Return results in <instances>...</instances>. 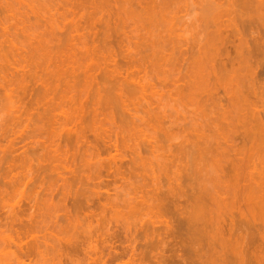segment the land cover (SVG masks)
<instances>
[{
    "label": "rangeland",
    "instance_id": "obj_1",
    "mask_svg": "<svg viewBox=\"0 0 264 264\" xmlns=\"http://www.w3.org/2000/svg\"><path fill=\"white\" fill-rule=\"evenodd\" d=\"M238 1L0 0V264H264V0Z\"/></svg>",
    "mask_w": 264,
    "mask_h": 264
},
{
    "label": "bare ground",
    "instance_id": "obj_2",
    "mask_svg": "<svg viewBox=\"0 0 264 264\" xmlns=\"http://www.w3.org/2000/svg\"><path fill=\"white\" fill-rule=\"evenodd\" d=\"M101 1H102V0H101ZM103 1H104V0H103ZM114 1H115V0H114ZM136 1H137V0H136ZM167 1H168V0H167ZM228 1H229V0H228ZM233 1H234V0H233ZM239 1H240V0H239ZM239 1H238V2H239ZM97 2H98V0H97ZM117 2H118V1H117ZM150 2H151V1H150ZM150 2H149V3H150ZM253 2H254V1H253ZM262 2H263V1H262ZM18 3H19V2H18ZM91 3H92V2H91ZM105 3H106V1H105ZM107 3H108V2H107ZM158 3H159V2H158ZM172 3H173V2H172ZM228 3H229V2H228ZM256 3H257V2H256ZM21 4H22V3H21ZM96 4H98V3H96ZM100 4H101V3H100ZM137 4H138V3H137ZM156 4H157V3H156ZM259 4H260V1H259ZM101 5H102V4H101ZM101 5H100V6H101ZM106 5H107V4H106ZM142 5H143V3H142ZM144 5H145V4H144ZM146 5H147V3H146ZM238 5H239V4H238ZM261 5H262V4H261ZM29 6H30V5H29ZM155 6H156V5H155ZM230 6H232V5H230ZM236 6H237V5L235 4V7H236ZM11 7H12V6H11ZM92 7H93V6H92ZM110 7H111V6H110ZM142 7H143V6H142ZM145 7H146V6H145ZM166 7H167V6H166ZM258 7H260V6H258ZM7 8H8V7H7ZM147 8H148V7H147ZM233 8H234V7H233ZM8 9H9V8H8ZM28 9H29V8H28ZM97 9H98V8H97ZM145 9H146V8H145ZM229 9H230V8H229ZM256 9H257V8H256ZM258 9H259V8H258ZM258 9H257V10H258ZM108 10H109V9H108ZM163 10H164V9H163ZM127 11H128V10H127ZM152 11H153V10H152ZM168 11H170V10H168ZM234 11H235V10H234ZM9 12H11V11L9 10ZM145 12H146V11H145ZM155 12H156V11H155ZM228 12H230V11H228ZM260 12H261V11H260ZM108 13H109V12H108ZM157 13H158V12H157ZM160 13H161V12H160ZM257 13H258V12H257ZM261 13H262V12H261ZM154 14H155V13H154ZM109 15H110V14H109ZM116 15H117V14H116ZM158 15H159V14H158ZM149 16H150V15H149ZM115 17H116V16H115ZM120 17H121V16H120ZM120 17H117V18H120ZM155 17H156V16H155ZM240 17H241V16H240ZM263 17H264V15H263ZM127 18H128V17H127ZM149 18H150V17H149ZM129 19H130V17H129ZM119 20H120V19H119ZM216 20H217V18H216ZM116 21H118V20H116ZM154 21H155V20H154ZM122 22H123V21H122ZM232 22H233V21H232ZM119 23H120V22H119ZM150 23H151V22H150ZM213 23H214V22H213ZM216 23H217V22H216ZM122 24H123V23H122ZM131 24H132V23H131ZM151 24H152V23H151ZM154 24H155V23H154ZM156 24H157V23H156ZM160 24H161V23H160ZM220 25H221V24H220ZM34 26H35V25H34ZM109 26H110V25H109ZM118 26H119V25H118ZM234 26H235V25H234ZM237 26H238V25H237ZM53 27H54V26H53ZM30 28H31V27H30ZM107 28H108V26H107ZM118 28H119V27H118ZM217 28H218V27H217ZM33 29H34V28H33ZM46 29H47V27H46ZM48 29H49V28H48ZM51 29H52V27H51ZM218 29H219V28H218ZM24 30L26 31V28H25ZM24 30H23V31H24ZM110 30H111V28H110L109 30H107V31H110ZM29 31H30V30H29ZM47 31H48V30H47ZM52 31H53V29H52ZM111 31H112V30H111ZM111 31H110V33H111ZM44 32H45V31H44ZM54 32H55V31H54ZM31 33H32V32H31ZM36 33H37V32H36ZM39 33H40V32H39ZM112 33H113V32H112ZM41 34H42V33H41ZM41 34H40V35H41ZM44 34H46V36L49 35V34H47V33H44ZM108 34H109V33H108ZM237 34H240V33H237ZM42 35H43V34H42ZM105 35H106V34H105ZM112 35H113V34H112ZM119 35H120V34H119ZM158 35H159V34H158ZM160 35H161V33H160ZM217 35H218V34H217ZM32 36H33V35H32ZM43 36H44V35H43ZM43 36H42V37H43ZM46 36H45V38H46ZM49 36H50V35H49ZM49 36L47 37L48 39H49ZM106 36H107V35H106ZM234 36H235V34H234ZM33 37H34V36H33ZM38 37H39V36H38ZM50 37H51V36H50ZM107 37H108V36H107ZM110 37H111V36H110ZM110 37H109V38H110ZM29 38H30V36H29ZM29 38H28V39H29ZM31 38H32V37H31ZM34 38H35V37H34ZM45 38H44L41 42H39L40 45H39V43H37V44L40 46V48L42 47V48H41L42 51H43V49L46 47V45L49 44L48 41L45 40ZM159 38H160V37H159ZM220 38H221V37H220ZM220 38H219V39H220ZM39 39H40V38H39ZM118 39H119V38H118ZM153 39H154V38H153ZM51 40H52V39H51ZM164 40H165V39H164ZM11 41H12V40H11ZM45 41H47V42H45ZM120 41H121V40H120ZM165 41H166V40H165ZM12 42H13V41H12ZM14 42H16V41H14ZM32 42H33V41H32ZM219 42H220V41H219ZM34 43L36 44V42H34ZM34 43H33V44H34ZM43 43H45L46 45H41V44H43ZM217 43H218V42H217ZM12 44H13V43H12ZM16 44H17V43H16ZM29 44H30V43H29ZM35 44H34V45H35ZM59 44H61V43H59ZM168 44H169V43H168ZM138 45H139V44H138ZM240 45H241V44H240ZM14 46H15V45H14ZM14 46H13V47H14ZM16 46H18V45H16ZM44 46H45V47H44ZM173 46H174V44H173ZM212 46H213V45H212ZM257 46H258V45H257ZM31 47H34V46H32V44H31ZM140 47H141V46H140ZM15 48H16V47H15ZM35 48H36V46H35ZM35 48H33V49H35ZM151 48H152V47H151ZM13 49H14V48H13ZM33 49H32V50H33ZM37 49H38V48H37ZM168 49H169V48H168ZM258 49H259V48H258ZM44 50H45L46 52H48L46 49H44ZM155 50H156V49H155ZM165 50H166V49H165ZM206 50H207V49H206ZM13 51H14V50H13ZM15 51H17V50L15 49ZM28 51H29V50H28ZM37 51H39V49L36 50V53H37ZM49 51H50V50H49ZM207 51H208V50H207ZM207 51H206V52H207ZM209 51H210V50H209ZM217 51H218V50H217ZM222 51H223V49H222ZM256 51H257V50H256ZM46 52H44V54H45ZM161 52H162V51H161ZM174 52H175V51H174ZM219 52H220V51H219ZM17 53H19V52H17ZM34 53H35V52H34ZM40 53H41V52H40ZM40 53H39V54H40ZM58 53H59V52H58ZM46 54H47V53H46ZM48 54H49V53H48ZM51 54H52V53H51ZM20 55H21V54H20ZM30 55H31V54H30ZM52 55H53V54H52ZM210 55H211V58H212V54H210ZM210 55H209V56H210ZM214 55H215V53H214ZM217 55H218V54H217ZM219 55H220V54H219ZM34 56H35V55H34ZM47 56H48V55H47ZM47 56H45V58H46ZM57 56H59V55H57ZM29 57H30V56H29ZM171 57H172V56H171ZM213 57H214V56H213ZM45 58H44V59H45ZM48 58H49V57H48ZM169 58H170V57H169ZM177 58H178V57H177ZM206 58H207V57H206ZM209 58H210V57H209ZM215 58H216V57H215ZM215 58H214L213 60H215ZM217 58H218V57H217ZM30 59H31V58H30ZM160 59H161V58H160ZM169 60H170V59H169ZM169 60H168V61H169ZM210 60H211V59H210ZM213 60H211V61H213ZM41 61H42V60H41ZM166 62H167V61H166ZM166 62H165V63H166ZM212 63H214V62H212ZM211 65H212V64H211ZM217 65H218V63H217ZM212 66H214V65H212ZM214 67H216V66H214ZM214 67H212V68L210 67L211 70H210V69H208V70H210V71L213 70L212 72H215L214 69H213ZM223 68H225V67H223ZM217 69H219V68H217ZM202 70H204V69H202ZM215 70H216V68H215ZM218 71H219V70H218ZM209 73H211V72H209ZM209 73H208V74H209ZM73 74H74V72H73ZM185 75H187V74H185ZM210 75H212V74H210ZM73 76H74V75H73ZM190 76H191V75H190ZM2 77H3V76H2ZM187 77H188V76H187ZM182 78H183V77H182ZM190 78H191V77H190ZM5 79H8L7 76H6ZM123 79H124V78H123ZM187 79H189V78H187ZM191 79H192V78H191ZM236 79H237V78H236ZM3 80H4V79H3ZM212 80H213V79H212ZM58 81H59V80H58ZM60 81H61V80H60ZM121 81H123V80H121ZM19 82H22V81H19ZM24 82H25V81H24ZM26 82H27V81H26ZM26 82H25V83H26ZM128 82H129V81H128ZM128 82H127V83H128ZM189 82H190V81H189ZM189 82H188V83H189ZM191 82H192V81H191ZM213 82H214V80H213ZM25 83H23V84H25ZM186 83H187V81H186ZM188 83L186 84V86L189 85ZM197 83H198V82H197ZM19 84H20V83H19ZM23 84H22V86H23ZM132 84H133V82H132ZM190 84H191V83H190ZM195 84H196V83H195ZM195 84H194V85H195ZM90 85H91V84H90ZM110 85H111V84H110ZM128 85H129V84H128ZM192 85H193V84H192ZM192 85H189L188 87H192ZM194 85H193V86H194ZM196 85H197V84H196ZM215 85H216V84H215ZM5 86H6V85H5ZM123 86H124V85H123ZM6 87H7V86H6ZM20 87H21V86H20ZM135 87H136V86H135ZM188 87H187V88H188ZM3 88H4V87H3ZM22 88H23V87H22ZM138 88H139V87H138ZM176 88H179V90H180V87L177 86ZM176 88H174V89H176ZM4 89H5V88H4ZM25 89H26V88H25ZM94 89H95V88H94ZM123 89H124V87H123ZM141 89H142V88H141ZM188 89H189V88H188ZM188 89H187V90H188ZM21 90H22V89H21ZM115 90H116V89H115ZM120 90H121V89H120ZM189 90H190V89H189ZM91 91H92V90H91ZM132 91H133V90H132ZM138 91H139V90H138ZM138 91H137V92H138ZM176 91H178V90H176ZM205 91H206V90H205ZM11 92H12V91H11ZM127 93H128V92H127ZM133 93H134V92H133ZM206 93H207V92H206ZM94 94H96V92H95ZM135 94L137 95V93H135ZM186 94H187V93H186ZM189 94H190V93H189ZM204 94H205V93H204ZM96 95H97V94H96ZM128 95H129V94H128ZM132 96H133V94H132ZM8 97H10V96H8ZM98 97H99V96H98ZM135 97H136V96H135ZM184 97H185V96H184ZM124 98H125V97H124ZM130 98H131V97H130ZM98 100H100V99H98ZM136 100H137V98H136ZM187 100H188V99H187ZM93 101H94V100H93ZM124 102H125V101H124ZM124 102H123V103H124ZM135 104H136V103H135ZM100 105H101V104H100ZM183 105H184V104H183ZM10 107H12V106H10ZM104 107H105V106H103V108H104ZM109 107H110V106H109ZM126 107H127V106H126ZM134 107H135V106H134ZM238 107H239V106H238ZM110 108H111V107H110ZM100 109H101V108H100ZM105 109L107 110V108H105ZM103 110H104V109H103ZM145 110H147V109H145ZM145 110H144V112H145ZM135 111H138V110H135ZM148 111H149V114H150V110H148ZM200 111H202V110H200ZM106 113H107V112H106ZM108 113H109V112H108ZM124 113H125V112H124ZM224 113H225V112H224ZM96 114H97V113H96ZM110 114H111V113H110ZM116 114H117V113H116ZM162 114H163V113H162ZM200 114H201V113H200ZM178 115H179V113H178ZM146 116H148V114H146ZM201 116H202V115H201ZM152 117H153V116H152ZM185 117H186V116H185ZM140 118H141V117H140ZM142 118H143V117H142ZM145 118H146V117H145ZM167 118H168V117H167ZM177 118H178V117H177ZM204 118H205V117H204ZM175 119H176V118H175ZM178 119H179V118H178ZM125 120H126V119H125ZM141 120H142V119H141ZM154 120H156V119H154ZM202 120H203V119H202ZM40 121H41V120H40ZM132 121H133V120H132ZM143 121H144V120H143ZM152 121H153V120H152ZM157 121L159 122V119H157ZM146 122H147V121H146ZM153 123H154V122H153ZM177 123H178V121H177ZM145 124H146V123H145ZM175 124H176V123H175ZM53 125H54V124H53ZM134 125H135V124H134ZM153 125H154V124H153ZM177 125H178V124H177ZM204 125H205V124H204ZM43 126H44V125H43ZM110 126H111V124H110ZM131 126H132V125H131ZM45 127H46V126H45ZM50 127H51V126H50ZM173 127H175V126H173ZM176 127H177V126H176ZM178 127H179V126H178ZM39 128H40V127H39ZM42 128H43V127H42ZM42 128H41V129H42ZM134 128H135V127H134ZM148 128H149V127H148ZM156 128H157V127H156ZM41 129H39V130H41ZM132 129H133V128H132ZM39 130H38V131H39ZM44 130H45V129H44ZM55 130H56V129H55ZM152 130H153V129H152ZM175 130H176V129H175ZM45 131H46V130H45ZM45 131H43V132H45ZM49 131H50V129H49ZM110 131H111V130H110ZM110 131H109V132H110ZM133 131H134V130H133ZM186 131H187V129H186ZM43 132H42V133H43ZM77 132H78V131H77ZM135 132H136V130H135ZM71 133H72V130H71ZM80 133H81V132H80ZM80 133H79V134H80ZM139 133H140V132H139ZM40 134H41V133H40ZM55 134H56V133H55ZM109 134H110V133H109ZM117 134H118V133H117ZM68 135H70V134H68ZM137 135H138V134H137ZM181 135H182V134H181ZM194 135H195V134H194ZM49 136H50V135H49ZM66 136H67V135H66ZM70 136H72V135H70ZM110 136H111V135H110ZM68 137H69V136H68ZM73 137H74V136H73ZM115 137H116V135H115ZM120 137H122V136L120 135ZM155 137H156V136H155ZM69 138H70V137H69ZM69 138H68V139H69ZM75 138H76V137H75ZM77 138H79V137L77 136ZM77 138H76V141L78 142ZM139 138H140V137H139ZM169 138H170V137H169ZM194 138H195V137H194ZM261 138H262V137H261ZM70 139H73V138L71 137ZM109 139H110V137H109ZM156 139H157V138H156ZM50 140H51V138H50ZM66 140H67V139H66ZM110 140H111V139H110ZM112 140H113V139H112ZM158 140H159V139H158ZM171 140H172V139H171ZM176 140H177V139H176ZM52 141H53V140H52ZM64 141H65V140H64ZM70 141L73 143V140H70ZM70 141L68 140L69 143H71ZM74 141H75V140H74ZM76 141H75V142H76ZM123 141H124V140H123ZM144 141H145V140H144ZM79 142H80V141H79ZM192 143H193V142H192ZM201 143H202V142H201ZM38 144H39V143H38ZM42 144H43V143H42ZM124 144H125V143H124ZM168 144H169V143H168ZM106 145H107V144H106ZM107 146H108V145H107ZM111 146H112V144H111ZM161 146H163V145H161ZM182 146H183V145H182ZM108 147H110V146H108ZM221 147H222V146H221ZM106 148H107V147H106ZM161 148L163 149V147H161ZM183 148H184V147H183ZM104 149H105V145H104ZM114 149H115V148H114ZM139 149H140V148H139ZM162 149H161V150H162ZM172 149H173V148H172ZM150 150H151V149H150ZM150 150H149V151H150ZM180 150H181V149H180ZM108 152H109V150H108ZM135 152H136V151H135ZM168 153H169V152H168ZM76 154H77V153H76ZM149 154H150V153H149ZM171 154H172V153H171ZM181 154H182V153H181ZM91 155H92V154H91ZM150 155H151V154H150ZM153 155H154V154H153ZM179 155H180V154H179ZM179 155H178V156H179ZM201 155H202V154H201ZM164 156H165V155H164ZM80 157H81V156H80ZM165 157H166V156H165ZM92 158H93V157H92ZM150 159H152V158H150ZM155 159H157V158L155 157ZM155 159H154V160H155ZM70 160H71V159H70ZM70 160H69V161H70ZM147 160H148V159H147ZM162 160H163V159H162ZM162 160H161V161H162ZM165 160H166V159H165ZM165 160H164V161H165ZM184 160H185V159H184ZM136 161H137V159H136ZM139 161H140V160H139ZM141 161H142V160H141ZM148 161H149V160H148ZM155 161H156V160H155ZM164 161H162V163H163ZM169 161H171V160H169ZM75 162H76V161H75ZM132 162H133V161H132ZM142 162H143V161H142ZM173 162H174V161H173ZM179 162H180V161H179ZM197 162H199V161H197ZM200 162H201V161H200ZM99 163H100V162H99ZM119 163H120V162H119ZM135 163H136V162H135ZM155 163H156V162H155ZM158 163H159V162H158ZM166 163H167V161H166ZM185 163H186V162H185ZM231 163H232V161H231ZM95 164H96V163H95ZM101 164H102V163H101ZM101 164H100V165H101ZM130 164H131V162H130ZM153 164H154V163H153ZM167 164H169V163H167ZM200 164H201V163H200ZM221 164H222V163H221ZM227 164H228V163H227ZM133 165H134V164H133ZM137 165H138V164H137ZM146 165H147V163H146ZM156 165H157V164H156ZM160 165H161V164H160ZM160 165H158V166H160ZM162 165H163V164H162ZM169 165H170V164H169ZM90 166H92V164H91ZM199 166H200V165H199ZM199 166H198V167H199ZM230 166H231V165H230ZM232 166H233V165H232ZM238 166H239V165H238ZM65 167H67V166H65ZM119 167H120V166H119ZM133 167H134V166H133ZM136 167H137V166H136ZM155 167H156V166H155ZM171 167H173V166H171ZM219 167H220V165H219ZM93 168H94V166H93ZM129 168H130V167H129ZM142 168H143V166H142ZM147 168H148V167H147ZM147 168H145V169H147ZM159 168H160V167H159ZM162 168H163V167H162ZM168 168H169V166H168ZM175 168H176V167H175ZM228 168H229V167H228ZM56 169H58V168H56ZM63 169H66V168L63 167ZM63 169H62V170H63ZM97 169H98V168H97ZM218 169H219V168H218ZM232 169H233V168H232ZM164 170H165V169H164ZM168 170H169V169H168ZM234 170H235V169H234ZM66 171H67V170H66ZM146 171H147V170H146ZM152 171H153V170H152ZM178 171H179V170H178ZM219 171L221 172V170H219ZM67 172H68V171H67ZM74 172H75V171H74ZM80 172H81V170H80ZM80 172H78V173H80ZM116 172H117V171H116ZM148 172H150V171H148ZM155 172H156V171H155ZM157 172L159 173V171H157ZM167 172H168V171H167ZM223 172H224V170H223ZM164 173H165V172H164ZM164 173H163V175H164ZM176 173H177V172H176ZM202 173H203V172H202ZM136 174H137V173H136ZM156 174H157V173H156ZM168 174H169V173H168ZM199 174H200V172H199ZM62 175H63V174H62ZM70 175H71V174H70ZM131 175L133 176L132 173H131ZM147 175H148V174H147ZM163 175H162V176H163ZM169 175H170V174H169ZM224 175H225V174H224ZM72 176L75 177L74 175H71V177H72ZM136 176H137V175H136ZM138 176H139V175H138ZM173 176H174V175H173ZM212 176H213V175H212ZM235 176H236V175H235ZM176 177H177V176H176ZM221 177H222V176H221ZM221 177H220V178H221ZM75 178H76V177H75ZM77 178H78V177H77ZM83 178H84V177H83ZM177 178H178V177H177ZM220 178H219V179H220ZM222 178H223V177H222ZM78 179H79V178H78ZM78 179H77V180H78ZM84 179H85V178H84ZM84 179H83V180H84ZM149 179H150V178H149ZM183 179H184V178H183ZM200 179H201V178H200ZM215 179H216V178H215ZM72 180H73V179H72ZM75 180H76V179H75ZM81 180H82V179H81ZM89 180H90V179H89ZM147 180H148V179H147ZM153 180H154V179H153ZM158 180H159V179H158ZM167 180H168V179H167ZM175 180H176V178H175ZM177 180H178V179H177ZM179 180H180V178H179ZM179 180H178V181H179ZM220 180H221V181H220L221 187H222V186L227 187V186H226L227 180H224V178H223V179H220ZM223 180H224V181H223ZM66 181H67V179H66ZM150 181H151V180H150ZM150 181H149V183H150ZM155 181H156V179H155ZM197 181H198V180H197ZM222 181H223L225 184H222V183H221ZM238 181H239V180H238ZM64 182H65V179H64ZM77 182H78V181H77ZM157 182L159 183V181H157ZM79 183H80V181H79ZM153 183H154V182H153ZM171 183H172V182H171ZM178 183H180V182H178ZM214 183H215V182H214ZM239 183H240V181H239ZM239 183H238V184H239ZM76 184H77V183H76ZM147 184H148V183H147ZM155 184H156V183H155ZM159 184H160V183H159ZM220 184H219V185H220ZM228 184H229V183H228ZM152 185H153V184H152ZM179 185H181V183H180ZM179 185H178V187H179ZM206 185H207V184H206ZM212 185H213V183H212ZM236 185H237V183H236ZM202 186H203V185H202ZM238 186H239V185H238ZM64 187H65V186H64ZM69 187H70V186H69ZM142 187H143V186H142ZM146 187H148V186H146ZM157 187H158V185H157ZM203 187H204V186H203ZM210 187H211V186H210ZM65 188H67V187H65ZM151 188H152V187H151ZM158 188H159V187H158ZM190 188H191V187H190ZM200 188H201V187H200ZM205 188H206V187H205ZM215 188H216V187H215ZM219 188H220V187H219ZM152 189H153V188H152ZM156 189H157V188H156ZM192 189H193V187H192ZM202 189H203V188H201V191H202ZM213 189H214V188H213ZM228 189H229V188H228ZM66 190H67V189H66ZM172 190H173V189H172ZM174 190H175V189H174ZM154 191H155V192H153V193L156 194V191H157V190H155V188H154ZM224 191H225V190H224ZM77 192H78V191H77ZM182 192H183V191H182ZM203 192H204V189H203ZM206 192H207V191L205 190L204 193L206 194ZM208 192H209V191H208ZM208 192H207V193H208ZM259 192H260V191H259ZM157 193H158V192H157ZM172 193H173V192H172ZM221 193H222V192H221ZM260 193H261V192H260ZM59 194H60V193H59ZM62 194H64V193H62ZM175 194H176V193H175ZM214 194H215V193H214ZM218 194H219V193H218ZM178 195H179V194H178ZM215 195H216V194H215ZM219 195H220V194H219ZM259 195H261V194H259ZM211 196H212V195H211ZM84 197H86V196H84ZM84 197H83V198H84ZM205 197H206V195H205ZM217 197H218V196H217ZM259 197H260V196H259ZM259 197H258V198H259ZM263 197H264V196H263ZM86 198H87V197H86ZM215 198H216V197H215ZM260 198H261V197H260ZM174 199H175V198H174ZM182 199H183V198H182ZM84 200H85V199H84ZM129 200H130V199H129ZM153 200H154V199H153ZM209 200H210V199H209ZM214 200H215V199H214ZM222 200H223V199H222ZM110 201H111V200H110ZM113 201H114V200H113ZM217 201H218V200H217ZM73 202H74V201H73ZM87 202H88V201H87ZM105 202H107V201H105ZM114 202H115V201H114ZM128 202H129V201H128ZM152 202H153V201H152ZM209 202H210V201H209ZM103 203H104V202H103ZM103 203H102V204L100 203V204L103 205ZM110 203H111V202H110ZM116 203H117V202H116ZM89 204H90V203H89ZM105 204H106V203H105ZM112 204H113V202H112ZM114 204H115V203H114ZM114 204H113V206H114ZM121 204H123V203H121ZM121 204H120V205H121ZM125 204H126V203H125ZM213 204H214V203H213ZM84 205H85V204H84ZM90 205H92V204H90ZM128 205H129V203H128ZM136 205H137V204H136ZM214 205H215V204H214ZM77 206H78V205H77ZM87 206H88V205H87ZM153 206H154V205H153ZM13 207H14V206H13ZM15 207H17V206H15ZM121 207H122V206H121ZM132 207H133V206H132ZM103 208H104V206H103ZM103 208H102V209H103ZM105 208H107V207H105ZM110 208H114V207L111 206ZM134 208H135V207H134ZM154 208H155V207H154ZM180 208H181V207H180ZM214 208H215V207H214ZM218 208H219V207H218ZM56 209H57V208H56ZM102 209H101V210H102ZM215 209H216V208H215ZM13 210H14V209H13ZM50 210H51V209H50ZM53 210L55 211V209H53ZM105 210H106V209H105ZM109 210H110V209H109ZM109 210H108V211H109ZM112 210H113V209H112ZM112 210H110V211H112ZM155 210H156V208H155ZM116 211H117V210H116ZM216 211H217V210H216ZM52 212H53V211H52ZM52 212H51V214H50L51 216H52V214H53ZM55 212H56V211H55ZM134 212H135V211H134ZM41 213H42V212H41ZM43 213H44V211H43ZM104 213H105V212H104ZM46 214H47V213H46ZM111 214H112V213H111ZM159 214H160V213H159ZM213 214H214V213H213ZM15 215H17V214H15ZM18 215H20V214H18ZM75 215H76V214H75ZM109 215H110V213H109ZM188 215H189V214H188ZM87 216H88V215H87ZM161 216H162V215H161ZM75 217H76V216H75ZM77 217H78V216H77ZM156 217H157V216H156ZM194 217H195V216H194ZM12 218H13V217H12ZM14 218H18V217H17V216H16V217L14 216ZM47 218H48V216H47ZM50 218H51V217H50ZM87 218H88V217H87ZM90 218H91V217H90ZM163 218H164V217H163ZM195 218H196V217H195ZM10 219H11V217H10ZM155 219H156V218H155ZM12 220H13V219H12ZM18 220H19V219H18ZM68 220H69V219H68ZM71 220H72V219H71ZM74 220H75V219H74ZM78 220H79V219H78ZM78 220H77V221H78ZM87 220H88V219H87ZM105 220H106V218H105ZM141 220H142V219H141ZM183 220H184V219H183ZM2 221H3V220H2ZM16 221H17V220H16ZM20 221H21V219H20ZM125 221H126V220H125ZM160 221H161V220H160ZM185 221H187V220H185ZM207 221H208V220H207ZM11 222L13 223V221H11ZM45 222H46V221H45ZM69 222H70V221H68V223H69ZM190 222H191V221H190ZM6 223H7V222H6ZM21 223H22V222H21ZM80 223H81V221H79V224H80ZM82 223H83V222H82ZM71 224H72V223H71ZM128 224H129V221H128ZM144 224H145V222H144ZM165 224H166V222H165ZM211 224H212V223H211ZM73 225H74V224H73ZM73 225H72V226H73ZM80 225H81V224H80ZM130 225H131V224H130ZM142 225H143V224H142ZM66 226H67V225H66ZM72 226H71V227H72ZM81 226H82V225H81ZM83 226H84V225H83ZM128 226H129V225H128ZM168 226H169V225H168ZM195 226H197V225H195ZM67 227H69V226H67ZM67 227H66V228H67ZM129 227H130V226H129ZM133 227H134V226H133ZM135 227H136V226H135ZM164 227H165V225H164ZM166 227H167V226H166ZM206 227H207V226H206ZM4 228H5V227H4ZM12 228H13V227H12ZM19 228L21 229V226H20ZM62 228H63V227H62ZM80 228H81V227H80ZM153 228H156V227H153ZM68 229H69V228H68ZM77 229H78V227H77ZM84 229H85V228H84ZM128 229H129V228H128ZM128 229H127V230H128ZM137 229H138V228H137ZM142 229H143V228H142ZM166 229H167V228H166ZM169 229H170V227H168L167 230H169ZM174 229H175V228H174ZM9 230H10V229H9ZM22 230H23V229H22ZM33 230H34V229H33ZM78 230H80V229H78ZM78 230H77L76 232H78ZM82 230H83V229H82ZM82 230H81V231H82ZM199 230H200V229H199ZM15 231H16V230H15ZM66 231H67V230H66ZM69 231H70V229H69ZM137 231H138V230H137ZM137 231H136V232H137ZM139 231H140V230H139ZM153 231H154V230H153ZM177 231H179V230H177ZM205 231H206V230H205ZM219 231H220V230H219ZM24 232H25V231H24ZM59 232H60V231H59ZM130 232H132V231H130ZM145 232H146V231H145ZM174 232H175V231H174ZM19 233H20V231H19ZM34 233H35V232H34ZM60 233H61V232H60ZM64 233H67V232H64ZM81 233H82V232H81ZM84 233H85V232H84ZM133 233H134V232H133ZM154 233H155V232H154ZM169 233H170V232H169ZM169 233H168V234H169ZM172 233H173V232H172ZM217 233H218V232H217ZM220 233H221V232H220ZM2 234H3V233H2ZM23 234H24V233H23ZM62 234H63V232H62ZM67 234H68V233H67ZM69 234H70V233H69ZM74 234H75V233H74ZM79 234H80V232H79ZM140 234H142V233L139 232V235H140ZM170 234H171V233H170ZM198 234H199V233H198ZM77 235H78V234H77ZM130 235H131V234H130ZM151 235H152V233H151ZM202 235H203V234H202ZM202 235H201V236H202ZM204 235H205V234H204ZM1 236L3 237V235H1ZM20 236H21V235H20ZM79 236H80V235H79ZM131 236H132V235H131ZM145 236H146V235H145ZM154 236H155V235H154ZM199 236H200V235H199ZM210 236H211V235H210ZM216 236H217V235H216ZM72 237H74L73 234H72ZM76 237H77V236H76ZM76 237H75V238H76ZM213 237H214V236H213ZM3 238H4V237H3ZM35 238H37V237H35ZM127 238H129V237H127ZM200 238H201V237H200ZM217 238H218V237H217ZM217 238H216V239H217ZM221 238H222V237H221ZM18 239H19V238H18ZM37 239H38V238H37ZM39 239H40V238H39ZM72 239H74V238H72ZM112 239H113V238H112ZM112 239H111V240H112ZM201 239H202V238H201ZM3 240H4V239H2V241H3ZM9 240H10V239H9ZM14 240H15V239H14ZM32 240H33V239H32ZM35 240H36V239H34V241H35ZM40 240H41V239H40ZM74 240H76V239H74ZM117 240H118V239H117ZM0 241H1V238H0ZM2 241H1V242H2ZM5 241H6V240H5ZM5 241H4V242H5ZM11 241H12V240H11ZM16 241H17V240H16ZM21 241H22V239H21L20 242H19V243H20V246H21V243H22ZM71 241H73V240H71ZM134 241H135V240H134ZM134 241H133V242H134ZM136 241H137V240H136ZM209 241H210V240H209ZM263 241H264V238H263ZM9 242H10V241L7 242V245H8ZM23 242H24V241H23ZM42 242H43V241H42ZM131 242H132V241H131ZM10 243H12V242H10ZM17 243H18V241H17ZM28 243H29V242H27V244H28ZM32 243H33V241H32ZM32 243H31V247H32ZM34 243H35V242H34ZM34 243H33L34 249H35V248H36V249H37V248H40L39 245H37V244H36V245H37V247H36ZM39 243H40V242H39ZM69 243H70V242H69ZM137 243H138V242H137ZM1 244H2V243H1ZM22 244H23V243H22ZM73 244H74V243H72V245H73ZM76 244H77V243H76ZM209 244H210V243H209ZM10 245H11V244H10ZM14 245H15V244H14ZM16 245H17V244H16ZM24 245H25V244H23L22 247H23ZM44 245H45V244H44ZM70 245H71V244H69V246H70ZM74 245H75V244H74ZM117 245H118V244H117ZM127 245H130V244H127ZM196 245H197V244H196ZM219 245H220V244H219ZM221 245H222V244H221ZM3 246H4V245H3ZM20 246L18 247V245H17L18 248H20ZM29 246H30V244H29ZM29 246L27 245V247H29ZM141 246H142V245H141ZM145 246H146V244H145ZM208 246H209V245H208ZM27 247H26V248H27ZM44 247H45V246H44ZM118 247H119V246H118ZM128 247H129V246H128ZM132 247H133V246H132ZM213 247H214V246H213ZM213 247H212V248H213ZM223 247H224V246H223ZM1 248H2V249H1ZM3 248H4V249H3ZM5 248H6V247H2V245L0 246V263L2 262V261H1L2 258H3L4 260H6V258H4V257H5V256L8 257V256L10 255V251L8 252L7 250H10L11 248H10V249H9V247H8V249H5ZM29 248H30V247H29ZM45 248H46V247H45ZM48 248H49V246H48ZM48 248H47V249H48ZM110 248H111V247H110ZM221 248H222V247H221ZM20 249L22 250V248H20ZM20 249H19V250H20ZM23 249H24V254L26 253V254L29 256V258H30V255H29L28 253H31V256L33 255V254H32L33 251H34L33 247H32L33 251H32V249L30 248V249H31L30 251H32V252L28 251V250H29L28 248L25 249V246L23 247ZM126 249H127V248H126ZM134 249H135V248H134ZM158 249H159V248H158ZM217 249H218V248H217ZM124 250H125V249H124ZM129 250H130V249H129ZM141 250H142V249H141ZM203 250H204V249H203ZM27 251H28V253H27ZM38 251H39V249H38ZM38 251H37V253H38ZM45 251H46V249H45L44 251H43V250L41 251V249H40V252L37 254V253H36V250H35V252H34V256H35V253H36V255H39V256H40V253H42L41 255H44V258H43V256H41L43 259H42L41 257L38 256V259H36V260L39 261V258H41V259L44 261V263L47 262V261H46V260H47V259H46V258H47L46 256H48L50 253L48 254V253H47L48 251H46V253L43 254ZM217 251H218V250H217ZM222 251H223V249H222ZM222 251H221V252H222ZM235 251L238 252L239 250H238V251L235 250ZM240 251H241V250H240ZM7 252H8V253H7ZM20 252H22V251H20ZM133 252H135V251L133 250ZM218 252H219V251H218ZM232 252H233V250H232ZM236 252H235V253L233 252V253L236 254ZM18 253H19V252H18ZM159 253H160V252H159ZM213 253H215V252H213ZM225 253H226V252H225ZM239 253H240V252H239ZM241 253H243V251H242ZM8 254H9V255H8ZM12 254H14V253H11V255H12ZM21 254L23 255V252H22ZM21 254H20V255H21ZM46 254H48V255H46ZM131 254H132V253H131ZM134 254H135V253H134ZM157 254H158V253H157ZM219 254H220V253H219ZM219 254H218V255H219ZM237 254H238V253H237ZM18 255H19V254H18ZM27 255H26V257H27ZM45 255H46V256H45ZM145 255H146V254H145ZM198 255H200V254H198ZM229 255H230V254H229ZM229 255H227V256H229ZM231 255H232V254H231ZM238 255H239V254H238ZM24 256H25V255H24ZM34 256L31 257V258H34ZM132 256H133V255H132ZM138 256H139V255H138ZM147 256H148V255H147ZM212 256H213V255H212ZM221 256H222V255H221ZM240 256H241V255H240ZM21 257H22V256H20V258H21ZM199 257H200V256H199ZM216 257H217V256H216ZM229 257H230V256H229ZM236 257H237V255H235V258H236ZM31 258H30V259H31ZM36 258H37V257H36ZM51 258H52V257H51ZM51 258H50V260H52ZM132 258H133V257H132ZM207 258H208V257H207ZM220 258H221V257H220ZM220 258L218 257V259H220ZM227 258H228V257H227ZM235 258H234V259H235ZM18 259H19V258H18ZM27 259H28V258H27ZM102 259H103V258H102ZM144 259H145V258H144ZM213 259H214V258H213ZM225 259H226L225 256L222 257L221 260H220V262H221L222 264H223L224 262H225L226 264H227V263L229 264L230 262H227V259H226V260H225ZM240 259H242V257H241ZM4 260H3V262L5 263ZM28 260H29V259H28ZM34 260H35V259H34ZM50 260H49V261H50ZM99 260H100V259H99ZM133 260H134V259H133ZM142 260H143V259H142ZM206 260H207V259H205V261H206ZM228 260H229V259H228ZM242 260H243V259H242ZM242 260H241V261H242ZM49 261H48V262H49ZM52 261H53V260H52ZM56 261H57V260H56ZM104 261H105V260H104ZM130 261H132V259H131ZM140 261H141V260H140ZM214 261H215V260H214ZM214 261H213L212 263H214ZM217 261H219V260H216V261H215L216 264H217ZM231 261H232V260H231ZM241 261H239V263H241ZM245 261H246V260H245ZM3 262H2V263H3ZM32 262H33V259H32ZM39 262H40V261H39ZM48 262H47L46 264H48ZM95 262H96V260H95ZM123 262H124V261H123ZM261 262H263V261H261ZM20 263H21V262H20ZM44 263H43V264H44ZM49 263H50V262H49ZM104 263H105V262H104ZM107 263H108V262H107ZM126 263H127V262H126ZM136 263H137V262H136ZM204 263H205V262H203V264H204ZM212 263H210V264H212ZM234 263H235V262H234ZM239 263H238V264H239ZM36 264H37V263H36ZM54 264H55V263H54ZM56 264H57V262H56ZM101 264H102V263H101ZM133 264H134V263H133ZM168 264H169V263H168ZM218 264H219V262H218ZM232 264H233V263H232ZM241 264H242V263H241ZM257 264H258V263H257ZM261 264H262V263H261Z\"/></svg>",
    "mask_w": 264,
    "mask_h": 264
}]
</instances>
